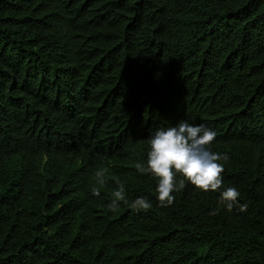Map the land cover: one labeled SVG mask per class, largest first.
<instances>
[{"label":"trees","instance_id":"16d2710c","mask_svg":"<svg viewBox=\"0 0 264 264\" xmlns=\"http://www.w3.org/2000/svg\"><path fill=\"white\" fill-rule=\"evenodd\" d=\"M179 122L229 159L161 206L136 164ZM0 264H264V0H0Z\"/></svg>","mask_w":264,"mask_h":264},{"label":"clouds","instance_id":"9594fccd","mask_svg":"<svg viewBox=\"0 0 264 264\" xmlns=\"http://www.w3.org/2000/svg\"><path fill=\"white\" fill-rule=\"evenodd\" d=\"M216 133L204 125H192L179 122L176 126L161 128L155 131L148 140L150 150L147 154V165L136 164L142 174H151L157 178V200L161 206L171 205L175 197L173 192L182 190L185 181L203 192H218L223 187L224 164L220 161L229 159L227 154L214 153L208 146L215 140ZM97 182L104 184V172L95 173ZM182 177L177 183V176ZM119 183V182H118ZM123 184L114 191V199L108 205L116 211L118 201L125 200ZM93 195L99 196L97 189ZM240 192L235 187H228L220 192L219 203L231 212L238 205ZM136 210H148L152 204L143 197L136 198L130 205ZM239 211H246L247 205H238ZM214 215L215 212L210 213Z\"/></svg>","mask_w":264,"mask_h":264}]
</instances>
